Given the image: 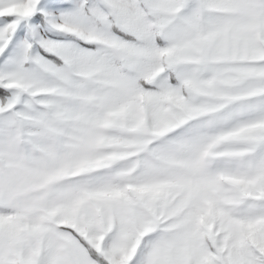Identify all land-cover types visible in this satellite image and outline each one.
Here are the masks:
<instances>
[{
	"label": "snow or ice",
	"instance_id": "obj_1",
	"mask_svg": "<svg viewBox=\"0 0 264 264\" xmlns=\"http://www.w3.org/2000/svg\"><path fill=\"white\" fill-rule=\"evenodd\" d=\"M0 264H264V0H0Z\"/></svg>",
	"mask_w": 264,
	"mask_h": 264
}]
</instances>
